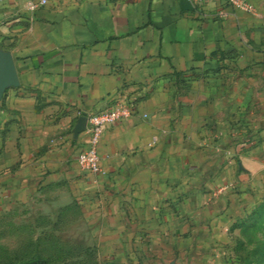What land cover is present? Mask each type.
Listing matches in <instances>:
<instances>
[{
  "label": "crops",
  "instance_id": "obj_1",
  "mask_svg": "<svg viewBox=\"0 0 264 264\" xmlns=\"http://www.w3.org/2000/svg\"><path fill=\"white\" fill-rule=\"evenodd\" d=\"M37 1L0 0V217L72 203L103 258L225 264L264 199V0ZM117 101L95 175L84 117Z\"/></svg>",
  "mask_w": 264,
  "mask_h": 264
},
{
  "label": "rangeland",
  "instance_id": "obj_2",
  "mask_svg": "<svg viewBox=\"0 0 264 264\" xmlns=\"http://www.w3.org/2000/svg\"><path fill=\"white\" fill-rule=\"evenodd\" d=\"M80 218L72 203H45L40 197L11 209L0 217V264L30 259L39 260L38 264H153L141 258H103ZM243 218L236 230L231 229L225 264H263L264 203Z\"/></svg>",
  "mask_w": 264,
  "mask_h": 264
},
{
  "label": "built area",
  "instance_id": "obj_3",
  "mask_svg": "<svg viewBox=\"0 0 264 264\" xmlns=\"http://www.w3.org/2000/svg\"><path fill=\"white\" fill-rule=\"evenodd\" d=\"M49 0H38L37 3H30L34 8L37 4H45ZM194 6L211 3L215 0H189ZM230 5L252 11L253 6L249 0H225ZM131 112L129 105L117 101L107 108L91 111L85 114L86 122L84 133L86 135L85 146L77 156V163L80 168L87 169L93 174L103 173L101 165V154L99 151V141L104 130L117 123Z\"/></svg>",
  "mask_w": 264,
  "mask_h": 264
},
{
  "label": "trees",
  "instance_id": "obj_4",
  "mask_svg": "<svg viewBox=\"0 0 264 264\" xmlns=\"http://www.w3.org/2000/svg\"><path fill=\"white\" fill-rule=\"evenodd\" d=\"M264 201V199L263 200H261L251 211H250V213H256L257 211H259L260 210V207H262V205H263V202ZM245 218V217H244ZM244 218H242L241 220H239V221H235L234 223H233V225H232V227H237L238 225H239V223L243 220H245ZM242 221V222H243ZM241 222V223H242ZM263 256H264V253L262 254ZM39 263V260H37V259H30V260H24V261H21V262H17V263H14V264H38ZM251 264H253V263H251ZM264 264V263H263Z\"/></svg>",
  "mask_w": 264,
  "mask_h": 264
},
{
  "label": "water",
  "instance_id": "obj_5",
  "mask_svg": "<svg viewBox=\"0 0 264 264\" xmlns=\"http://www.w3.org/2000/svg\"><path fill=\"white\" fill-rule=\"evenodd\" d=\"M85 118V120H86V117H84Z\"/></svg>",
  "mask_w": 264,
  "mask_h": 264
}]
</instances>
